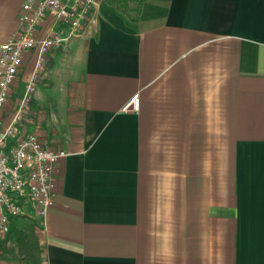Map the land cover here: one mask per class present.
I'll use <instances>...</instances> for the list:
<instances>
[{
	"label": "crops",
	"instance_id": "obj_1",
	"mask_svg": "<svg viewBox=\"0 0 264 264\" xmlns=\"http://www.w3.org/2000/svg\"><path fill=\"white\" fill-rule=\"evenodd\" d=\"M23 1L0 0V42ZM147 3L131 21L99 0L44 55L24 126L68 154L42 223L16 221L33 224L42 264H264V0ZM35 63L25 51L2 125ZM134 94L138 111H121ZM0 264H23L12 235Z\"/></svg>",
	"mask_w": 264,
	"mask_h": 264
},
{
	"label": "built area",
	"instance_id": "obj_2",
	"mask_svg": "<svg viewBox=\"0 0 264 264\" xmlns=\"http://www.w3.org/2000/svg\"><path fill=\"white\" fill-rule=\"evenodd\" d=\"M99 0H24L17 16L19 31L0 42V237L17 218L42 223L54 203L56 170L68 152L51 147L34 131L27 130V119L37 74L44 55L64 50L70 40L84 31L92 9ZM50 25L44 35L42 22ZM36 51V63L22 96L2 125L3 110L16 80L25 51ZM138 94L132 95L121 111L136 112Z\"/></svg>",
	"mask_w": 264,
	"mask_h": 264
},
{
	"label": "trees",
	"instance_id": "obj_3",
	"mask_svg": "<svg viewBox=\"0 0 264 264\" xmlns=\"http://www.w3.org/2000/svg\"><path fill=\"white\" fill-rule=\"evenodd\" d=\"M144 0H101L106 7L113 9L118 14L129 20H133L130 16L131 12L139 11ZM132 4H135L132 6ZM17 219L13 220L6 236L12 235L16 241L23 264H42L43 257L40 256L42 249L38 245L37 237L32 231L31 224L25 222L17 223ZM19 224V226H18Z\"/></svg>",
	"mask_w": 264,
	"mask_h": 264
},
{
	"label": "rangeland",
	"instance_id": "obj_4",
	"mask_svg": "<svg viewBox=\"0 0 264 264\" xmlns=\"http://www.w3.org/2000/svg\"><path fill=\"white\" fill-rule=\"evenodd\" d=\"M148 0H144L143 1V5L148 4L147 3ZM135 4H132V6H134ZM142 6V5H141ZM150 6V5H149ZM150 11V10H149ZM152 12V10H151ZM141 13V7L140 10L137 11H133L131 12L130 16L133 18H138L140 16ZM63 51V50H61ZM64 53V52H63ZM51 64L48 61L45 64V70H50ZM64 65L61 62H58L55 66H54V74L56 73V77H54V80L52 81L53 83V87H52V95L50 96V99H54V129L58 132H61V130L63 131V128L61 129V126L59 125L60 122H64V118L66 117L65 111H66V99H65V89L63 88V75H64ZM63 74V75H62ZM61 84V86H60ZM51 105L46 106L47 109H51ZM60 136L63 138L62 133H60ZM60 139V138H57ZM25 224H31L33 225L31 222L28 221H24ZM40 256H42V252L40 253Z\"/></svg>",
	"mask_w": 264,
	"mask_h": 264
}]
</instances>
